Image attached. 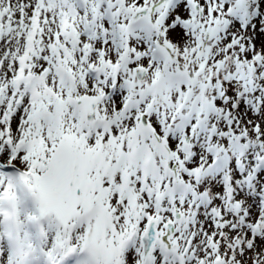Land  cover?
I'll return each mask as SVG.
<instances>
[{
    "label": "snow or ice",
    "instance_id": "obj_1",
    "mask_svg": "<svg viewBox=\"0 0 264 264\" xmlns=\"http://www.w3.org/2000/svg\"><path fill=\"white\" fill-rule=\"evenodd\" d=\"M0 264H264V0H0Z\"/></svg>",
    "mask_w": 264,
    "mask_h": 264
}]
</instances>
